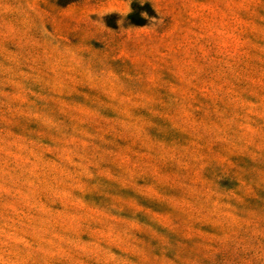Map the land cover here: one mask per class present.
<instances>
[{
	"label": "rangeland",
	"instance_id": "rangeland-1",
	"mask_svg": "<svg viewBox=\"0 0 264 264\" xmlns=\"http://www.w3.org/2000/svg\"><path fill=\"white\" fill-rule=\"evenodd\" d=\"M0 264H264V0H0Z\"/></svg>",
	"mask_w": 264,
	"mask_h": 264
}]
</instances>
